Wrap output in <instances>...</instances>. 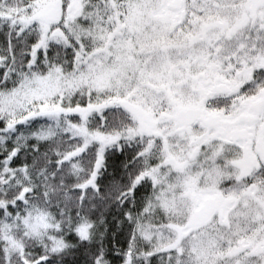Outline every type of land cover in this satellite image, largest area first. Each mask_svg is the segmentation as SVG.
Wrapping results in <instances>:
<instances>
[{
	"label": "snow or ice",
	"instance_id": "6c2138e0",
	"mask_svg": "<svg viewBox=\"0 0 264 264\" xmlns=\"http://www.w3.org/2000/svg\"><path fill=\"white\" fill-rule=\"evenodd\" d=\"M0 264H264V0H0Z\"/></svg>",
	"mask_w": 264,
	"mask_h": 264
}]
</instances>
